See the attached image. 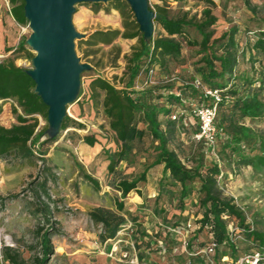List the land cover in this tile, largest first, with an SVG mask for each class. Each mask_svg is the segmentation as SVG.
<instances>
[{
	"label": "rangeland",
	"instance_id": "1",
	"mask_svg": "<svg viewBox=\"0 0 264 264\" xmlns=\"http://www.w3.org/2000/svg\"><path fill=\"white\" fill-rule=\"evenodd\" d=\"M1 1L2 11L6 15L2 21L3 34L7 41L5 45L10 50L5 52L1 49L0 60L12 59L15 65L30 68V58L27 54L33 55L30 48L25 45L26 51L14 50L17 42L26 38L30 30L27 24H16L7 12L10 6L8 1ZM146 1L152 11L154 5H163L169 17L185 15L186 19L194 20L201 17L204 7H209L211 14L216 17L211 26L212 38L229 27H236L238 51L247 35L253 36L259 30L264 33V0H249L256 11L253 16L242 0H212V4L197 0ZM73 6L71 23L75 31L81 34V37L74 39V51L79 61L89 64L90 68L80 73L79 92L75 101L66 106V115L81 126L73 125L74 127H68L66 132L58 131L55 141L39 144L43 163L38 160L34 147L33 156L30 157H22L15 152L0 157V239L2 235H8L12 245L7 247L10 251L18 253L27 264H30L34 256H40L39 234L40 229L45 228H49L50 244V252L45 256L46 264H198L196 257L203 256L206 232L197 229L201 214L197 183L194 181L187 184L190 194L183 199V210L179 214V186L171 184L166 175L160 173L162 171L158 165L148 168L145 181L137 183L139 195L135 191H129L122 198L123 209L120 212L127 221L115 238L100 243L97 238L99 226L89 222L86 217L87 209L96 205L114 208V201L120 200L119 191L114 188L117 175L130 178L143 170L152 160L153 143L145 133L141 141L134 145L126 160L114 165L112 173L107 172L105 168L106 160L101 152L102 148L94 155L81 150L84 146L81 138L90 135H93L101 147L104 143L115 150L107 120L100 108L92 107L87 84L90 78L100 76L107 81H114L119 87L125 73V57L137 46V39L118 37L111 45L87 44L85 40L93 30L115 28L121 31L122 18L114 9L112 1L79 2ZM152 27V37L163 35L160 26L154 21ZM199 40L200 37L193 27H184V32L179 37V56L165 57L163 67L153 65L150 83H172L170 90L164 87L156 92L162 96L154 100L158 105H166L164 99L168 91L173 95L178 92L185 105L197 104L196 95H189L182 85L197 76L194 69L200 57L196 45ZM188 41L195 44L189 45ZM240 53L238 68L247 71V64ZM143 79L141 74L137 85H140ZM12 104L14 102L9 99L1 102L0 125L4 127L16 122L14 114L10 111ZM159 117L164 119L163 116ZM35 118L36 130L47 128L46 119L40 115H35ZM190 121L188 127L177 126L168 147L173 149L181 162L188 167L199 161L203 165H209L214 161L210 149L203 141H197L193 137L195 124L193 119ZM243 121L254 129H264V116L261 119ZM137 126L144 128L141 122H138ZM43 139L44 137L40 136L38 142ZM213 149L218 157L216 187L220 195L231 199L241 212L244 225L264 231V169L237 166L232 161L220 158L216 143ZM83 173L97 181L96 188L84 179ZM158 190L163 191L160 196H157ZM39 202L48 205V222L38 210ZM154 207L161 209L160 215L152 212ZM125 210L135 219H131ZM175 220L185 225L184 228H173L171 224ZM227 222L230 225L228 234L234 245L232 258L236 259L255 250L250 239L245 238L236 219L228 218ZM216 253L230 254V250L227 246L220 245ZM138 254L143 257L141 261L137 259ZM0 264L7 263L2 260Z\"/></svg>",
	"mask_w": 264,
	"mask_h": 264
},
{
	"label": "trees",
	"instance_id": "2",
	"mask_svg": "<svg viewBox=\"0 0 264 264\" xmlns=\"http://www.w3.org/2000/svg\"><path fill=\"white\" fill-rule=\"evenodd\" d=\"M9 3L8 13L10 18L18 25H26L23 16L22 0H7ZM121 18L119 29H97L90 32L85 40L87 44L111 45L118 38L137 39V46L133 47L130 54L125 57V73L123 79L116 86L115 82L96 76L90 78L87 89L88 97L93 102V109H101L103 117L107 120V126L112 134L115 143V150L109 145L102 144L101 152L106 160L105 168L112 173L116 163L126 160L134 145L141 141L145 133L148 134L153 151L152 160L136 176L127 178L117 175L114 188L119 191L120 200L114 201V208L96 205L86 211L89 222L99 226L97 238L100 243L115 238L117 232L126 224V218L122 212V198L129 191L138 194L137 183L145 181V173L148 168L161 165L163 173L170 183L178 184L177 208L179 214L183 210V199L190 194L188 183L196 181V190L200 193L199 206L201 214L198 219L197 229L206 232V241H209V232L216 242V248L212 258L218 260L221 256L231 259L234 245L229 237L230 225L228 218H234L242 228L245 238L250 239L255 249H264V231L251 229L242 223L243 217L239 209L232 203L230 198L220 195L216 187V175L219 173L218 165L211 161L209 165H203L201 161L193 166L184 165L175 151L168 147L170 139L177 128L188 127L194 120L196 133L198 124L196 117L190 111L191 105L184 104V99L180 98L177 92L173 95L167 92L165 104L158 105L155 99L161 96L157 93L160 88L167 87L170 90L172 83L157 85L148 83V72L153 65H164V58H176L180 54L181 43L179 37L184 32V27L191 26L200 37L197 53L200 57L196 61L195 73L202 84L207 89H217L220 92V100L216 102V112L213 118V125L216 129L215 143L218 145L220 158L232 161L237 166H249L251 168L264 169V129L257 130L246 125L244 119H261L264 116V33L259 30L253 36L247 35L243 45L238 51V41L235 38L236 27H229L218 36L213 37L211 26L216 21V17L211 14L209 7L201 10V17L198 20L186 19L185 15L169 17L163 5H154L153 21L158 24L163 31V35H157L149 39L148 42L142 39L138 26L134 21L133 14L127 3L122 0H111ZM179 2L181 0H172ZM207 4H212V0H197ZM246 8L255 14V8L249 0H242ZM151 9L150 6H148ZM252 34V33H248ZM24 39H20L14 50L26 51ZM189 45L195 44L188 41ZM5 52L9 48L3 49ZM239 52L242 59L247 64V71L239 70ZM29 58L31 53H27ZM256 64V65H255ZM238 70L237 72H235ZM143 74V81L137 85L139 77ZM184 91L189 95L195 94L197 104H209L210 100L194 88L190 83L184 82ZM34 83L25 73V68L14 64L12 59L0 60V109L1 102L11 100L10 111L14 114L15 123L8 127L0 125V157L8 156L15 152L22 157L33 156V149L40 162H44L41 157L39 144L53 142L56 135L48 137L45 134V127L36 130L37 119L35 115H40L45 119L46 106L40 98L33 92ZM18 108V109H17ZM181 108L183 111L178 117L170 119V114ZM163 116L164 119H161ZM141 122L144 128H139L137 123ZM81 126L67 115H65L59 125V132L68 128ZM40 136L44 139L38 142ZM83 142L92 146L96 141L93 135L84 136ZM36 145V146H34ZM84 179L94 188L97 181L83 173ZM43 185V183H42ZM163 190V189H162ZM158 190L157 196L163 193ZM45 193V191L43 190ZM139 195V194H138ZM14 196V195H13ZM12 196H10L11 198ZM38 210L47 221L50 215L48 205L39 202ZM161 209H152L153 213L160 215ZM125 213L135 219L128 211ZM179 219V217L177 218ZM173 228H184L179 221L175 220ZM181 225V226H180ZM51 228V227H50ZM39 248L40 256H34L30 264H46V254L50 252L48 241L49 228L40 229ZM220 245L229 248L230 254H217L216 249ZM138 248V245H137ZM3 262L7 264H27L20 258L18 253L10 251L4 246L0 251ZM193 254V253H189ZM138 260H142L141 254L137 255ZM198 264H204L205 258L200 255L196 257Z\"/></svg>",
	"mask_w": 264,
	"mask_h": 264
},
{
	"label": "water",
	"instance_id": "3",
	"mask_svg": "<svg viewBox=\"0 0 264 264\" xmlns=\"http://www.w3.org/2000/svg\"><path fill=\"white\" fill-rule=\"evenodd\" d=\"M23 16L30 30L24 39L33 52L31 67L25 73L34 83L33 92L46 106L45 134L55 136L66 106L75 101L79 92V75L90 65L79 61L74 39L81 37L71 23L74 4L111 0H22ZM130 8L142 39L152 36L154 13L146 0H122Z\"/></svg>",
	"mask_w": 264,
	"mask_h": 264
},
{
	"label": "built area",
	"instance_id": "4",
	"mask_svg": "<svg viewBox=\"0 0 264 264\" xmlns=\"http://www.w3.org/2000/svg\"><path fill=\"white\" fill-rule=\"evenodd\" d=\"M150 73L149 70L148 74V83L150 81ZM194 88L198 89L204 97H207L210 101L209 104H195L190 107V111L196 117V121L198 124V129L196 133L193 134V137L197 141H203L207 147L210 149V155L212 159L216 162L218 161V157L216 152L214 151V143H215V135L216 129L213 125V118L216 112V102L220 100V92L217 89H207L202 86L200 80L198 78H193L189 82ZM189 104V103H187ZM190 105V104H189ZM181 108H177L170 114V119H176L179 114L182 113ZM68 128L64 129L63 132H66ZM189 225L188 223L186 224ZM209 241L202 249L203 257L205 258L204 264H264V249H255L251 252L245 253L241 257L236 259H231L226 256L219 257L218 260L212 258V255L216 248V242L213 240L211 233L209 232ZM230 237V236H229ZM0 250L1 246H11L10 239L8 235L1 236ZM0 262H2V257L0 254Z\"/></svg>",
	"mask_w": 264,
	"mask_h": 264
},
{
	"label": "crops",
	"instance_id": "5",
	"mask_svg": "<svg viewBox=\"0 0 264 264\" xmlns=\"http://www.w3.org/2000/svg\"><path fill=\"white\" fill-rule=\"evenodd\" d=\"M2 1L0 0V50L1 49H4V47L6 48V45L5 44H7V41H5V35L3 34V25H2V21H3V16H6L5 15V12L4 11H2ZM9 9V8H8ZM8 9H7V12H8ZM9 14V13H8ZM10 16V15H9ZM81 140H82V138H81ZM82 144L86 147H84V146H82L81 147V150H86V152H88L89 154H91V155H94V154H96L98 151H99V149L101 148V144L100 143H98L97 141H95L94 143H93V145L92 146H89V145H87V144H85L84 142H83V140H82ZM106 165V164H105ZM159 166V168H160V170L162 171V166L161 165H158ZM160 173H162L163 175H167V173H163V171L162 172H160ZM161 175V174H160ZM159 175V176H160ZM111 208V207H110Z\"/></svg>",
	"mask_w": 264,
	"mask_h": 264
}]
</instances>
